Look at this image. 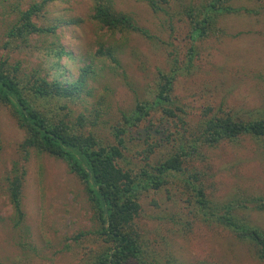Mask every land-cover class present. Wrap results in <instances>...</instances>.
<instances>
[{
	"label": "rangeland",
	"instance_id": "1",
	"mask_svg": "<svg viewBox=\"0 0 264 264\" xmlns=\"http://www.w3.org/2000/svg\"><path fill=\"white\" fill-rule=\"evenodd\" d=\"M43 1L0 0V61L9 59L26 73L37 71L51 80L73 81L100 41L118 42L121 69L106 63L91 81L92 96L71 104L75 116L90 115L97 99L105 96V122L99 128L105 136L111 137V127L138 102L154 100L161 73L177 66L174 96L191 130L185 133L183 128L162 124L161 116L155 115L129 134L130 164L144 165L142 152L148 143H161L151 158L153 164L186 145L207 108H211L210 115L222 111L244 118L264 112V0L228 1L224 5L240 11L219 15L218 31L198 40L192 38L190 15L203 18L212 0H173L160 12L152 10L146 0H114L116 10L132 15L149 37L111 36L102 30L91 19L95 0H53L36 22L58 25L55 34L34 35L25 43L5 47L19 11ZM168 131L174 134L170 142ZM25 136L9 108L0 105V264H93L104 243L83 184L64 161L53 156L31 151L25 160L20 148ZM14 162L23 164L27 172L26 216L18 227L6 190V176ZM186 168L183 175L141 200L138 221L146 243L144 259L175 264H264L250 244L238 240L200 205L196 191V187H206L217 214L233 203L239 207L238 216L264 230V211L254 209L251 202L264 195V141L244 137L202 148Z\"/></svg>",
	"mask_w": 264,
	"mask_h": 264
},
{
	"label": "trees",
	"instance_id": "2",
	"mask_svg": "<svg viewBox=\"0 0 264 264\" xmlns=\"http://www.w3.org/2000/svg\"><path fill=\"white\" fill-rule=\"evenodd\" d=\"M50 1L53 0L34 3L26 10L19 11V17L7 32L5 47L25 43L34 35L57 32L58 25H39L36 22ZM171 1L146 0L155 12L164 11ZM228 1L212 0L203 18H199L200 14L196 18L189 13L193 19L191 34L194 40L215 34L219 15L240 11L232 5H224ZM91 19L111 36L126 37L133 33L150 36L149 31L132 15L116 10L114 0H95ZM119 46L118 42L110 44L100 41L90 62L80 67L73 81L66 82L58 78L51 80L37 71L26 73L19 63L11 64L9 59H3L0 61V105L9 108L18 126L26 133L20 144L25 160L31 151L53 156L64 161L69 171L83 184L99 223L98 235L104 243L93 264H130L133 261L139 264H175L170 260L163 263L144 259L146 243L138 221L143 196L150 191L163 189L171 178L183 175L187 171L186 163L193 160L202 148H214L244 137L264 141V112L244 118L222 111L210 115L208 111L211 108H207L186 145L181 144L166 159L153 164L151 158L161 143H148L142 152L144 165H132L127 155L130 152L128 136L132 130L153 121L155 115L161 116L162 124L167 122L168 125L183 128L185 133L191 129L184 118V110L174 96L177 66L168 73H161L154 100L138 102L130 113H124L122 121L111 127V137L99 130L105 122V96L97 99L98 105L93 114H73L71 104L85 96H92L94 89L90 87L91 81L96 79L106 63L114 69H121ZM193 56L194 52L191 54ZM165 135L169 142L174 136L169 131ZM26 175L23 164L14 162L6 176V190L17 227L26 216L23 208ZM191 178L198 181L196 175H191ZM196 191L200 205L210 215H216L217 222L230 229L238 240L250 244L256 258L264 263V230L238 216L235 211L239 207L233 203L224 208L223 214H217L211 206L206 187H196ZM251 202L254 209L264 211V195L252 198Z\"/></svg>",
	"mask_w": 264,
	"mask_h": 264
}]
</instances>
